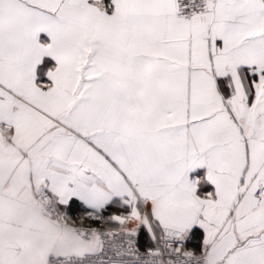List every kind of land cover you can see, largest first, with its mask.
I'll use <instances>...</instances> for the list:
<instances>
[{"label": "snow or ice", "instance_id": "obj_1", "mask_svg": "<svg viewBox=\"0 0 264 264\" xmlns=\"http://www.w3.org/2000/svg\"><path fill=\"white\" fill-rule=\"evenodd\" d=\"M0 264H264V0H0Z\"/></svg>", "mask_w": 264, "mask_h": 264}, {"label": "trees", "instance_id": "obj_2", "mask_svg": "<svg viewBox=\"0 0 264 264\" xmlns=\"http://www.w3.org/2000/svg\"><path fill=\"white\" fill-rule=\"evenodd\" d=\"M142 243H145V244L147 243V242H146V238H145V240H144V241H142Z\"/></svg>", "mask_w": 264, "mask_h": 264}, {"label": "crops", "instance_id": "obj_3", "mask_svg": "<svg viewBox=\"0 0 264 264\" xmlns=\"http://www.w3.org/2000/svg\"><path fill=\"white\" fill-rule=\"evenodd\" d=\"M147 242V241H146Z\"/></svg>", "mask_w": 264, "mask_h": 264}]
</instances>
